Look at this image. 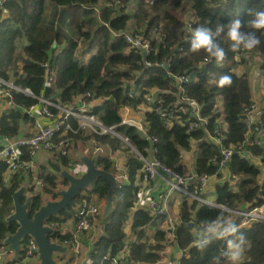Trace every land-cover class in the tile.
<instances>
[{
    "label": "trees",
    "instance_id": "1",
    "mask_svg": "<svg viewBox=\"0 0 264 264\" xmlns=\"http://www.w3.org/2000/svg\"><path fill=\"white\" fill-rule=\"evenodd\" d=\"M115 1L4 0L0 17V75L12 80L18 89L12 90L13 104L0 114V135L18 136L22 123L34 122L35 116L28 108L43 96L64 105L72 104L76 109L81 108V101L86 112L95 114L102 125L114 126L128 137L130 144L124 145L119 136L82 128L76 117L68 116L71 129L64 137L73 141L93 140L97 145H107L111 151L122 146L128 150L125 157L128 181L115 187L113 207L100 222L101 233L92 242L86 264H112L114 257L118 264H153L159 258L167 240L166 231L156 228L151 241L145 226L163 217L154 216L146 206L136 204L139 181L147 177L136 152L180 170L182 150L189 149L195 140L194 170L218 178L214 184L215 204L181 199L179 218L172 228L173 238L182 251L178 264H217L216 258L219 264H229L223 255L226 240H215L202 250L193 245L204 224L215 220L222 210L225 219L237 226L236 235L243 237V257L238 264H264V219L240 225L241 217L233 211L264 205V180L259 179L261 167L264 168V142L255 140L257 134L243 117L245 106L253 103L252 85L247 71L235 70L241 63L247 64L242 60L247 53L254 58L258 55L264 69V30L257 32L260 44L251 51L232 52L226 35L230 21L239 19L246 25L252 18L250 10L264 11V0H134L130 11L126 9L129 0H117V5ZM48 8L57 9L49 23L45 20ZM186 10L190 16L184 22ZM61 19L70 23L74 35L61 28ZM200 25L213 31L218 25L224 26V32L215 38L225 49L221 63L203 50L191 51V32ZM127 29L148 42L145 55L125 40L123 33ZM242 31L250 29L245 27ZM145 61H150V65ZM163 61L166 64L160 65ZM45 62L54 76L48 86L43 85ZM171 73L186 78L180 81ZM225 75L231 77V84L221 87L218 82ZM148 92L153 95L151 101L144 96ZM182 95L195 100L205 117L196 127L188 128L187 121L195 120V116L193 106L183 102ZM141 104L149 107L143 111L146 133L134 125L120 124L123 105L138 108ZM260 106L258 121L251 126L256 125L263 134L264 96ZM48 107L57 117L59 109ZM217 132L222 134L221 144L211 138ZM60 133H55L54 142L59 140ZM244 141V146L259 157L261 166L235 151L226 164L229 178H223L218 162L221 147ZM31 157L29 149L21 147V158ZM48 159L37 171L20 168L8 174V178V163L0 160V248L4 246V237L17 227L16 221L5 220L13 210L12 193L26 184L21 199L30 194L33 212L44 201L43 194L52 199L58 197L59 184H67L58 171L77 161L69 153L57 152ZM98 165L113 169L111 158L102 154L98 156ZM38 179L42 182L40 188L36 186ZM108 188L105 178H95L75 197V207L68 206L48 222L60 227L68 219L76 221L81 208L94 201V197L104 199ZM99 217L100 213L93 221ZM127 224L134 234L131 240L125 229ZM49 236L62 240L67 233L59 229ZM29 237L24 236L22 245ZM22 257L21 253L18 259L10 258L6 263L19 262Z\"/></svg>",
    "mask_w": 264,
    "mask_h": 264
},
{
    "label": "built area",
    "instance_id": "2",
    "mask_svg": "<svg viewBox=\"0 0 264 264\" xmlns=\"http://www.w3.org/2000/svg\"><path fill=\"white\" fill-rule=\"evenodd\" d=\"M4 0H0V17H1V9L3 7ZM125 40L136 48H139L141 51L146 52L148 50V42L144 41L142 36L139 33L132 34L131 32L125 31L123 33ZM168 61V60H167ZM146 65H150V61H145ZM166 61L160 63V65H165ZM45 78L43 81L44 86H48L51 84L53 80V74L50 70L48 64L45 62ZM169 74L170 71H167ZM178 80L182 81L186 78L183 75L173 74ZM18 89L17 85H15L12 80L5 79L0 75V97L6 100L8 105L13 104L12 90ZM26 92L30 93L29 89H25ZM145 98L149 101L153 99L152 93L148 92L145 95ZM57 98V97H56ZM58 99V98H57ZM181 100L188 105L193 106V115L195 116V120H188V128H193L198 126L201 122L205 120L204 116H201L199 112L198 103L186 96L181 97ZM41 104L39 108H35V105H31L28 108V111L35 116V120L33 122L32 131L29 134H23L18 136H4L0 141V160H6L8 163L6 173L10 174L20 168H28L33 171L36 169V161L35 158L37 153L40 150H45L49 153L50 156L54 155L55 152L58 154H68L70 151V146L72 143V139L69 136L64 137V134L67 133V130L71 129L70 122L67 121L68 116L72 115L77 118L79 126L82 128H90L93 131L100 130V132H111L114 135H117L121 138L125 143L130 144L129 139L123 133L117 131V128L114 126L106 127L101 124L98 117L95 114L86 112L87 108H84L85 105L81 104L80 109H76L74 105H64L62 101H54L49 98L40 96L38 104ZM49 105L55 106L59 109V113H57V117H54L53 113L49 109ZM262 105V104H261ZM79 106V107H80ZM149 109V107H144L145 109ZM131 112V107L128 105H123L120 109V124H131L140 129L143 133H146L145 121L142 118L137 121L134 120L129 115ZM36 115H35V114ZM261 113V106L255 99H253V103L249 106H245L243 109V117L244 120L248 123L250 130H254L255 140L258 143L264 142V133H259V128L255 126H251L258 121L259 115ZM49 117L50 122H45L42 120V117ZM60 131V138L58 141L54 142L53 138L55 133ZM214 142L221 144L222 134L221 132H217V135L211 136ZM155 140V137H152ZM94 146V151L99 154L107 153L105 146L97 145L93 140H91ZM245 141L241 142L237 145L225 146L221 147L220 155H219V166L221 170L226 166L228 160L233 155V152L237 151L238 154L242 157H249L250 159H258L256 155H254L247 147L244 146ZM21 147H27L29 149V153L32 156L30 159H22L21 158ZM183 152H188V156L190 160V168L187 170L177 169L175 167L169 166L164 162L150 156H144L139 152H136L139 158L143 161V169L144 172L149 179H153L157 176L162 177L165 180L166 188L159 191L157 195L154 197L148 196L145 199V205L155 214L167 215L168 214V199L174 193L177 192L182 196V199L187 200H197L200 202H206L210 204H215L214 201H208L204 196V190L207 186L211 176L207 173H197L194 170V158H195V140H192V145L189 149L182 150ZM68 169L75 175H79L83 169H85L84 164L81 161H75L70 163ZM116 177L120 182L127 180L128 174L126 172V167L122 170L116 169L115 171ZM36 186L41 187L42 182L40 179L36 180ZM104 206V199L97 198L92 201L89 205H86L81 208L79 218L75 221V226L72 229L66 231L67 237L62 240H57L60 244L67 246V250L64 253L61 262L58 261L59 254L55 253L57 261L60 264H76L81 256L82 251V235L89 232L93 226V220L97 214L101 213ZM238 213L241 217L240 225H248L255 219H264V205H254L252 207H244L242 209L233 210ZM177 220V219H176ZM53 225V222H50ZM174 225V222H173ZM173 225L171 229L173 228ZM25 246V247H24ZM23 248V257L19 262H11L5 264H22L30 258H37V244L32 237H29L25 243L22 245ZM7 253L5 247L0 248V260H2L3 255ZM1 264V263H0ZM3 264V263H2ZM112 264H118L116 257L112 259Z\"/></svg>",
    "mask_w": 264,
    "mask_h": 264
},
{
    "label": "water",
    "instance_id": "3",
    "mask_svg": "<svg viewBox=\"0 0 264 264\" xmlns=\"http://www.w3.org/2000/svg\"><path fill=\"white\" fill-rule=\"evenodd\" d=\"M146 52H143L145 55ZM99 153L79 154L78 159L84 164L85 169L79 174H73L68 168L62 167L58 174L67 184L58 189V197L45 199L33 212L31 211L30 194L22 195L27 188L21 184L13 193V210L5 217L6 221H16L15 231L9 232L3 239L7 252H12V259L16 260L22 253V239L28 235L37 244L38 264H60L55 253L64 252L67 246L52 239L49 234L59 230L48 222L52 216L58 215L68 206H76L75 197L81 194L95 178L103 177L109 183V188L104 197V206L100 213V222L107 216L113 207V194L119 179L115 173L98 165Z\"/></svg>",
    "mask_w": 264,
    "mask_h": 264
},
{
    "label": "crops",
    "instance_id": "4",
    "mask_svg": "<svg viewBox=\"0 0 264 264\" xmlns=\"http://www.w3.org/2000/svg\"><path fill=\"white\" fill-rule=\"evenodd\" d=\"M45 11H46L45 12V20L48 21V23L51 22L52 20H54V16L57 13L56 12L54 14V11H57V9L48 8ZM97 11H98V8H97ZM63 18H64V16H63ZM59 22L58 23L60 24L61 28L62 27L64 28L65 23H63L62 19H61V21L59 20ZM64 29L66 30V28H64ZM263 96H264V89L259 88L257 83L252 85V98L255 99L258 103H260V102H262ZM81 103L82 102L80 101L79 106L81 105ZM40 105H41L40 103L39 104L37 103L35 105V108H39ZM9 106L10 105H8L6 103V101L2 97H0V114L2 113L3 110L8 108ZM139 107H140L139 112H140L141 118L143 120V114H144L143 110H144L145 105L141 104V105H139ZM42 120L45 122H50L49 117L43 116ZM32 128H33V122L32 123H22L21 130H20L19 134L23 135L26 133H30L32 131ZM3 137L4 136L0 135V141ZM84 142L88 145L89 149L93 148V144L91 141H84ZM105 148L107 150V153L102 154V155L110 157L111 160L113 161V169L111 171H113L115 173L116 169L122 170L123 168H125V157H126V153H128V150H125L123 146H122V148L116 149L114 151H111V149L107 145L105 146ZM85 152H87V151H85ZM187 153L188 152H183V155L181 154L180 169H182V170H186V169L188 170L190 168V162L188 163L190 158H189ZM49 157H50V155L47 151L40 150L37 153V156L35 158L37 161V165L42 166V164H47ZM76 160L77 161L79 160L78 157L76 158ZM65 168H68V166ZM221 171L223 174V178H229V170L227 167L223 168ZM8 176H9L8 173H6V178H8ZM217 180H218V178L216 176H213V177L211 176L207 186L205 187L204 193H203V196L210 202H213L215 199V198H212L210 196V194H212V192L214 193V184ZM126 181H128V178ZM165 184H166L165 180L160 176H157L153 179H149L147 177H144L141 181H139V185H140V190H139V194H138V196H139L138 200L139 201H137L136 204L146 206L144 204L146 197H148V196L154 197L155 195H157L159 193V191L166 188ZM59 186H60L59 188H61L64 185L61 183V184H59ZM43 196L46 199L50 198L47 194H43ZM141 197L143 199L140 202ZM96 199H97V197H94V200H96ZM181 199H182V196L177 192H174L169 197V199H168V214L167 215L155 214V213H153V211H150L151 214H153L154 216H162L163 219L157 218V219H155V222H153L151 224H147L145 226V230L147 232V235L149 236V240L154 241L153 234H154L156 228H161L164 231H166V236H167V240H166L163 248L159 252L160 256L153 264H178V262H179L182 251L177 246V244L173 238L174 235H173L171 227L173 225V222L175 223L179 218V205H180ZM139 203H141V204H139ZM100 224H101L100 218H99V220L95 219V221H93L92 229L89 232L82 235L81 256H80V258L76 264H86L89 262V250L91 248L92 242L101 233ZM74 226H75V221H73L72 219H68L67 221H65L61 224L59 229H61L62 233H66V231L74 228ZM125 229L127 232L129 231L128 232V234H129L128 238L130 240L133 239L134 234L131 233V231L129 229V224L126 225ZM65 252L66 251L58 253L59 254L58 261L59 262H61L63 256L65 255L64 254ZM127 253H128V249L126 248L125 255H127ZM12 255H13L12 252L5 253L3 255L2 260H0V263L5 264L8 259H10V258L12 259ZM27 261L38 262V259L36 257L35 258L33 257V258L28 259Z\"/></svg>",
    "mask_w": 264,
    "mask_h": 264
},
{
    "label": "clouds",
    "instance_id": "5",
    "mask_svg": "<svg viewBox=\"0 0 264 264\" xmlns=\"http://www.w3.org/2000/svg\"><path fill=\"white\" fill-rule=\"evenodd\" d=\"M252 18L246 25L239 19L230 21L227 28V38L230 41V50L238 52L256 48L260 44L257 32L264 30V11H251ZM247 27L250 31H242ZM224 32V26L218 25L215 31L205 25L194 28L191 32L190 47L191 51L196 53L203 50L208 56L215 58L217 63H221L225 58V49L216 41V37ZM219 86L224 87L231 84L230 76H222L219 80ZM237 226L228 219H225L223 210L215 220L206 222L200 229L199 235L194 239L193 245L198 249H204L215 240H226L227 249L223 253L229 264H238L243 253V237L237 236ZM219 264V258H216Z\"/></svg>",
    "mask_w": 264,
    "mask_h": 264
},
{
    "label": "rangeland",
    "instance_id": "6",
    "mask_svg": "<svg viewBox=\"0 0 264 264\" xmlns=\"http://www.w3.org/2000/svg\"><path fill=\"white\" fill-rule=\"evenodd\" d=\"M115 3L117 5V0L115 1ZM133 5H134V0H129L128 4H127V7H126L127 11H130ZM189 16H190V13L186 10L185 13L183 14L184 22H186V20L189 18ZM65 24H66L65 25L66 30L70 34L74 35V30H73L72 26L70 25V23L66 22ZM126 31L127 32H132L131 29H127ZM246 56L247 57L243 58L242 60H244L247 64L241 63L240 65L236 66L235 70L237 72L247 71L248 75H249V79H250L251 85H254L255 83H257L259 88H263L264 89V69L260 67V59H258V57H257L258 55H256L255 58H254L253 56H251V55H249L247 53ZM139 108L140 107H138V108H132L131 107V112H129V115L132 118H134L135 121H137L138 119L141 118V114L139 112ZM87 129L91 130L90 128H87ZM57 137L60 138L59 135ZM127 144L128 143H124V145H127ZM84 150L87 151V152H85ZM94 152H95L94 151V146H93V148L89 149L88 145L83 140H81V139H79L77 141H73L72 140V143H71V146H70V151H69V156H72V158H77L79 156V154H82V153L92 154ZM35 161H36V159H35ZM253 161H255V163L258 164L259 166H261L260 160L253 159ZM36 164H37V161H36ZM34 170L35 171L38 170V165L36 166V169H34ZM259 179L261 181L264 180V168L263 167H261V174H260ZM210 196L212 198H215V194L213 192H212V194H210ZM138 199H139V196L137 197V201H139ZM142 199L143 198L141 197L140 202H141ZM139 204H141V203H139ZM242 257H243V255L241 256V258Z\"/></svg>",
    "mask_w": 264,
    "mask_h": 264
}]
</instances>
